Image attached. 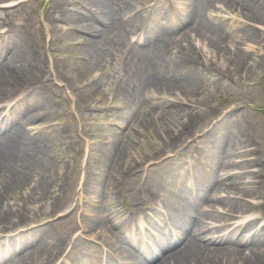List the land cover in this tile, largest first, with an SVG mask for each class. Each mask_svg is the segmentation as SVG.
Returning a JSON list of instances; mask_svg holds the SVG:
<instances>
[{
    "label": "rangeland",
    "instance_id": "obj_1",
    "mask_svg": "<svg viewBox=\"0 0 264 264\" xmlns=\"http://www.w3.org/2000/svg\"><path fill=\"white\" fill-rule=\"evenodd\" d=\"M45 1L47 0L11 1L12 3L22 2V4L0 10V17L9 15V18L5 21L0 20V28L6 29L11 23L15 25L25 24L32 34L37 32L40 26L47 25L46 15L50 8L48 2ZM131 1L137 8L151 2L150 0ZM171 1L176 4L177 10L175 12L166 0H159L157 7L154 8L152 21L159 26L156 30H166L162 26H167L172 20L177 19L172 16L174 13L177 14L178 19H181L182 17L179 18L181 15L189 14L194 8L197 9L199 15L197 19L199 21L196 22L197 25L192 23L182 25L177 33H171L165 39L163 43L165 51L158 54L159 76L164 82L171 83L175 77L172 72L176 68L175 62L178 64L181 60L184 62L183 64H190L188 58L195 62L194 66H196V60L201 63L200 69L203 70L195 78V83L191 89L188 88L191 91L190 96L182 95L183 98H181L175 95V101H171L177 107L183 109V112H180L182 118L179 119L176 127L178 130H182L186 127V124L191 123V131L186 134L187 136L191 135L189 140L187 139L191 142L189 147H186L189 148V152H198L200 148L214 149L213 147L219 146V141L223 138L225 125H229V123L237 124L238 127L236 128L252 144L245 149L257 148L258 150L259 164L251 167L249 171L260 170L259 179L263 181V184L258 190L264 196V0ZM153 3L151 5H154ZM214 3L221 4L222 9H217L213 15L209 16L206 14V10ZM161 4L165 9L161 8ZM255 4L256 8L253 14L246 10V8L251 9ZM2 5L4 3H0V6ZM63 15L64 12L59 10L57 16L62 17ZM135 16L133 14L132 17ZM134 27L135 25L133 29ZM62 28L66 30L68 25ZM40 36L43 40L46 38L47 42L50 43V34L41 33ZM109 39L104 41L106 46L104 47V53L96 61L77 59V56H81L79 48L69 47H79V45L75 46L73 39L64 36L63 31L54 36V43L50 48L47 47L45 42L42 46L44 52L48 49L47 52L50 54V59L47 61L49 72L47 71V75L44 76L45 82L51 83V87L54 89L57 87L55 82L60 85H66L67 83L85 84L86 90L80 89L81 91L75 97L74 103L70 99L65 105H60L61 109L58 110V113L60 111L61 116L56 120L57 125L41 131L35 129L36 134L32 139H35L37 143L39 142L46 150L42 156L48 160V167L52 173L54 183H50V185L52 184V192L50 193H42L41 190L34 191L33 188L37 179L35 176L30 180H24L8 196L4 197L5 205H13L14 208L21 209L27 218L25 222L19 223L18 226L34 221L38 216L44 217L51 213L52 209H56L55 217L58 213H63L62 207L68 196L65 190L70 192L76 184L73 180L65 182L66 178L64 176L72 172L74 178V168L79 162L82 147L85 146L83 142L85 138L90 142L93 139L102 140V143L93 146L91 152H89L87 171L95 175L105 169L102 166L103 147L112 138H115L117 133H120V145L128 144L130 146L129 159L132 162L137 158L151 159L160 152L162 134L153 130L150 132L144 121L146 113L152 106L155 108L154 113L161 111V104L163 103L161 97L166 96L165 89L157 91L154 89V94L150 93V95L146 94L145 91V89H148V85H153L146 76L148 63L155 61L158 55L151 48L144 46L133 47L132 52H127L124 46L113 40L112 36ZM35 42L37 45V41ZM52 56L58 62L56 68H52L53 65L50 64L53 59ZM81 61L84 64L86 63L85 67L79 64ZM91 75L101 76L102 82L98 89L87 86V82L90 80L87 79ZM140 87V91H144V93L142 100L137 103L140 106V109H138L137 105L130 102L131 96H134L130 93H137L133 89ZM152 95L156 97H152ZM76 101L78 103H75ZM176 117L179 118V116ZM180 122L182 124L178 125ZM23 124L30 123L24 121ZM29 126L32 125H27V127ZM23 129H25V126ZM62 129L66 131L64 134ZM141 131H144V133ZM205 132L208 134L203 136ZM199 135H202V137L195 139ZM166 149L164 152L168 153ZM221 151L218 153L224 160L225 155ZM245 157L255 159L257 156L255 153L247 156L241 154L235 158L241 161ZM111 166L113 167V164ZM157 166L149 169L147 173L141 174L134 181L132 179L131 187L135 188L134 193L136 195L143 193L141 195H144L145 191H142L140 187V179H142L144 182L146 181L147 188L161 191L159 198L162 201L174 203L175 206L177 201L185 202L189 200L193 202L190 191L179 192V189H181L179 185L189 176L185 169H191V167L186 168V166L184 169L183 160L177 159V157H173L169 162L160 163ZM104 175L107 179H115L111 176L112 173L107 172ZM8 179L9 174H0V183H4ZM248 179H250L249 175L244 176L242 180L248 181ZM120 180H122V177ZM244 184L248 183L242 182V185ZM87 187L89 188V186H86V189L84 188V203L81 211V220L86 225L87 232L95 229L99 231L102 228L103 231L95 239L104 241L113 237L114 231L122 232L125 230L119 228V226L118 228H112L107 219L109 218L108 214L113 215L116 208L120 207L124 200L128 201V195L121 197L124 194L118 192L116 194L118 200L116 198V206H114L110 204V198L107 197L106 200L97 198ZM223 192L233 196L235 189L229 187ZM59 197L61 199L64 197V199H60V202ZM152 199L156 200V198ZM247 199L251 200V198ZM197 202L199 205L196 204L193 207V215H197L203 207H207L205 205L206 201L201 202L199 197ZM53 203H57L55 207ZM58 205L60 206L58 207ZM110 205H112V208ZM113 219L114 221L117 220L115 217ZM232 220L233 224L238 223L235 218ZM73 224L74 218L68 214L62 215L59 219L47 225L46 228L50 231L48 240H53L54 245H44L45 243L49 244L44 239L41 244L25 250V254L29 259L28 263L48 264L53 252L65 241L71 233L70 231L76 230L75 225L71 227ZM56 232H59L60 235L54 238ZM30 234H35V232ZM83 236L84 239L87 238L86 235ZM96 251V246L87 251L76 246V252L73 250L72 257H81L82 260L77 257L79 264H99L96 260L97 256H95ZM246 252H249V250L247 249ZM48 255H50V258L46 261ZM16 262L22 264L20 259H16ZM131 264H135L134 261Z\"/></svg>",
    "mask_w": 264,
    "mask_h": 264
},
{
    "label": "bare ground",
    "instance_id": "obj_2",
    "mask_svg": "<svg viewBox=\"0 0 264 264\" xmlns=\"http://www.w3.org/2000/svg\"><path fill=\"white\" fill-rule=\"evenodd\" d=\"M122 2L120 12L125 18L136 10L131 0H48L50 9L46 17L47 26L53 34L60 31V28L55 24L54 17H52V10L62 9L65 13L64 21L70 25V28L63 35L82 45L80 50L85 58L87 57L89 61H96L104 53V41L108 39L109 34L113 33L117 36L118 33L122 32V24L124 25V23L120 19L119 12H113V5ZM255 8L256 4L251 9L246 8V10L253 14ZM195 9L187 14L185 18L187 23L197 25L199 15L197 9L196 11ZM139 14L137 13L134 21L133 18L128 16L124 21L125 24L136 23L141 18ZM179 28L170 25L166 27V30L151 32L146 40L147 47L151 48L157 55L159 52L162 54L165 51L164 39L169 37L171 33H177ZM13 29L14 31L11 29L12 40L0 42V102L6 101L2 107L3 109L9 108L7 114H9L12 121L10 127L5 121H2L0 125V174H9V180L0 183V243L18 242L22 247L21 252H24L25 249L41 244L44 239L49 243L44 244L47 246L54 245V241L48 240L50 231L45 225L40 228H37V226L34 231L32 229L26 233L17 232L18 224L25 222L27 218L21 209L14 208L13 205H5L4 197L8 196L24 180H30L35 176L37 179L33 190L50 193L52 192L54 179L48 167V160L42 156L46 150L32 139L29 131L23 129L21 120L24 118L31 122L52 120L58 104L63 101V96L57 90L52 89L50 83L44 81V76L47 75V66L41 51L39 31L32 34L23 25H16ZM61 30L63 31V29ZM125 30L126 28H123V32ZM35 41H37V45ZM57 63V61L53 62L54 67L57 66ZM183 63L181 60L178 64L175 62L176 68L172 70L175 76L173 81L171 83L164 82L158 73V55L155 61L148 63L146 76L151 81L150 83L154 84V87L149 86V89H155V91L165 89L167 94H171L173 100L175 95L181 98H183L182 95L190 96V89L195 83V78L203 70L200 69L201 63L197 60L196 66L193 65L195 64L193 60L190 61V64ZM79 64L86 66L84 62ZM87 80L90 81L88 86L95 89H98L102 82L100 75L96 77L91 75ZM69 85L73 88L71 94L73 97L70 96L73 99L78 96L81 88L86 90L85 85L83 87L70 83ZM69 85L67 87L72 89ZM18 97H20V101L15 106L12 101L7 100L9 98L16 100ZM164 97L161 104L162 109L159 108L161 111L154 113L155 108L152 106L146 113L144 121L148 130L151 129L162 134L161 147L170 148L172 153L178 155L181 152V145L185 140H189L191 136L186 135L191 131V123L186 124V127L182 130H178L176 125L179 119L182 118L180 112H183V109L169 102L171 98ZM23 101H25V107L19 104ZM176 116H179V118ZM180 124L182 123L180 122L178 125ZM236 127H238L237 124L233 123L225 125L223 138L219 141L220 145L214 147L224 153L223 164L222 160L220 161L221 156L218 160L212 159L203 169L199 170L198 175L194 178L195 184L191 180H187V190H196L200 198L205 199L208 208L201 212L199 218L190 216L184 211L182 213L179 210L178 213H182V218L173 214V223L179 231V241L173 243L171 237L169 239L163 235L160 241L154 243L157 251H150L147 254V264H264V223L262 224L264 222V197L258 190L259 183L257 181H249L248 184L240 186L239 183L242 179L239 173L233 170L237 164L235 156L239 153L248 155L247 150L244 148L252 145L251 141L246 139ZM65 132L62 129V133ZM207 134L205 132L203 136ZM130 149L128 144L120 145L119 140L116 138L109 142L104 160V167L106 168L102 169L99 175H89V179L87 176L90 190L96 194L97 198L106 200L110 192V203L113 204L111 198L122 184L121 177L123 178V176H127L130 172L142 167V159L137 158L135 161L133 160L134 162L129 159ZM253 151L255 155H258L257 149ZM210 153V156H212L211 150ZM170 157L171 155L164 156L160 151L153 158L156 161L152 165H156L158 160H167ZM138 159L141 160V163L138 162ZM258 162L259 159L254 161L243 160L239 168L242 170ZM220 171H222L221 174ZM107 172L112 173L111 176L115 179H107L104 175ZM244 172L242 171L240 174ZM64 178H66L65 182L72 180L69 173ZM252 178L258 177L253 174ZM230 179L231 184H226V181ZM50 183L52 184L50 185ZM226 186L235 188L237 195L234 198L224 196L222 191ZM239 194L241 196H251V198L257 200L259 203L257 204L258 209L254 210L255 203L251 202L252 206H250L249 202L243 200ZM132 200L134 205L132 210H134L138 208L137 204L142 200L136 198ZM217 206L236 211L240 216L246 214H258V216L232 228L230 224L231 215L223 213ZM119 214L122 216L120 212ZM115 215L117 213L107 219L110 221V226L114 228L120 223L117 221L112 222ZM210 221L218 224L214 225ZM205 229L211 231L209 234L211 237L203 236L205 233L203 230ZM241 229V232H248L250 229L253 232L251 234H239ZM30 231L35 232V234L29 235ZM222 231L223 234H218ZM186 240L187 242L184 243ZM200 240H203V243L200 244ZM110 242L113 243V241ZM180 242L184 244L181 243L178 246ZM246 249L249 250L248 253L245 252ZM123 253L125 258L133 259L137 264H143L144 262L140 261L134 253L126 250H123ZM159 256L161 258L158 260ZM49 258L50 255L46 260ZM21 259L24 264H29L26 254H23ZM154 260H157V262L154 263ZM0 264L3 263L0 262ZM7 264H10V262Z\"/></svg>",
    "mask_w": 264,
    "mask_h": 264
}]
</instances>
